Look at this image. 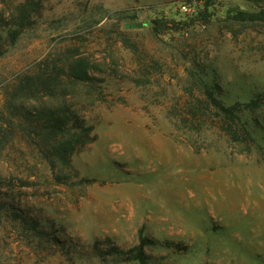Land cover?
<instances>
[{
	"label": "rangeland",
	"instance_id": "374dc122",
	"mask_svg": "<svg viewBox=\"0 0 264 264\" xmlns=\"http://www.w3.org/2000/svg\"><path fill=\"white\" fill-rule=\"evenodd\" d=\"M25 1L0 0V25ZM39 1L0 57V106L47 62H85L92 79L49 101L83 129L69 160L0 154V264H139L124 253L141 238L148 264H264V23L235 19L264 0ZM205 88L226 106L260 100L242 114L254 143L230 139L211 107L193 112Z\"/></svg>",
	"mask_w": 264,
	"mask_h": 264
},
{
	"label": "trees",
	"instance_id": "16d2710c",
	"mask_svg": "<svg viewBox=\"0 0 264 264\" xmlns=\"http://www.w3.org/2000/svg\"><path fill=\"white\" fill-rule=\"evenodd\" d=\"M42 10L41 1L26 0L19 3L10 14L9 19L3 20L0 25V57L4 56L9 48L14 46L26 29L36 24V18ZM239 22L264 23V9L256 13L241 12L236 18ZM89 65L76 61L69 66L68 73L63 67L55 63H44L33 72H27L17 77L9 90L4 93L5 100L0 106V154L8 159L13 166L24 160L29 148L36 149L42 159L53 163L54 157L63 161L69 160L74 151V142L81 133L74 131L69 109L64 106H52L51 99H56L62 93L65 79L91 80ZM205 101L192 108L197 114L206 113L211 107L219 118L220 129L233 141L238 143H254L248 123L243 120L242 114L247 109L258 106L260 100H253L247 104L235 103L226 106L221 100L214 98L209 91L203 90ZM264 98V95L256 99ZM47 99L40 106H26L27 102H38ZM74 132L71 138L70 134ZM86 136V134H85ZM25 183V182H24ZM0 180V185H1ZM11 214L20 219L26 226L37 231L38 222L11 211ZM150 242L140 239L138 245L124 253L127 260L139 264H148L154 257L146 252Z\"/></svg>",
	"mask_w": 264,
	"mask_h": 264
},
{
	"label": "water",
	"instance_id": "95a60500",
	"mask_svg": "<svg viewBox=\"0 0 264 264\" xmlns=\"http://www.w3.org/2000/svg\"><path fill=\"white\" fill-rule=\"evenodd\" d=\"M143 26L144 25L141 22L125 23L124 29L125 30H136V29H141Z\"/></svg>",
	"mask_w": 264,
	"mask_h": 264
},
{
	"label": "built area",
	"instance_id": "2783aa9c",
	"mask_svg": "<svg viewBox=\"0 0 264 264\" xmlns=\"http://www.w3.org/2000/svg\"><path fill=\"white\" fill-rule=\"evenodd\" d=\"M181 9H182V11H184V12H187V11H188L186 5H183Z\"/></svg>",
	"mask_w": 264,
	"mask_h": 264
}]
</instances>
